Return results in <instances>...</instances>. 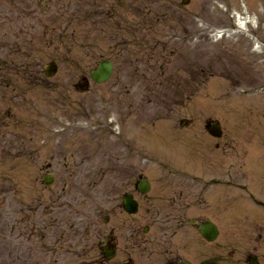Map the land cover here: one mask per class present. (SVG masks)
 Wrapping results in <instances>:
<instances>
[{"label": "rangeland", "instance_id": "1", "mask_svg": "<svg viewBox=\"0 0 264 264\" xmlns=\"http://www.w3.org/2000/svg\"><path fill=\"white\" fill-rule=\"evenodd\" d=\"M132 167L219 219L206 259L264 264V0H0V264H57L61 236L82 238L70 216L106 233L83 202L129 189Z\"/></svg>", "mask_w": 264, "mask_h": 264}, {"label": "flooded vegetation", "instance_id": "2", "mask_svg": "<svg viewBox=\"0 0 264 264\" xmlns=\"http://www.w3.org/2000/svg\"><path fill=\"white\" fill-rule=\"evenodd\" d=\"M132 169L134 172L128 173L126 178L130 185L129 189L95 190L94 194L83 202L84 204L94 202L102 211L100 229L106 230V233L98 236V226L95 225V221L98 220L97 215L95 219L89 217L85 223L82 221L75 223L72 216L68 218L69 230L80 232L82 238L71 239L61 236V242L57 244V264H216L217 262L213 263L216 258H219L218 262L229 264L230 258L222 260L220 254L213 257V260L205 257V247H213L215 252V241L223 235L219 219L212 216L185 217V211L190 207L187 203L185 205L187 208L184 209L185 198L180 203L181 200L176 199L182 196H177L175 193L167 195V191H161V194L157 192L153 194V181L140 173L135 174L136 169L134 167ZM93 176L90 175V178L92 179ZM52 179L54 181L55 175ZM106 183L109 186V178ZM60 204L72 207L69 200ZM143 204H145L146 221L136 220V223L134 217ZM98 208L94 209L98 211ZM74 211L73 207V211L69 214L72 215ZM116 212L123 217L118 220L123 222L122 226L119 229L115 226L108 229L114 223ZM207 219L214 221L219 228L215 238H207L200 230V226ZM57 225H60L58 228L60 230L62 224L57 221ZM80 227L85 229L84 236ZM189 227L197 234L192 240H189V232H187ZM177 230L182 231L183 237L175 238ZM207 242L214 245H209ZM194 254L197 257H193ZM248 256L246 263L251 264L253 254Z\"/></svg>", "mask_w": 264, "mask_h": 264}, {"label": "water", "instance_id": "3", "mask_svg": "<svg viewBox=\"0 0 264 264\" xmlns=\"http://www.w3.org/2000/svg\"><path fill=\"white\" fill-rule=\"evenodd\" d=\"M112 66L113 64L111 61L102 60L99 62L98 68L92 71V76L99 81L104 80L108 78L112 73ZM46 67H47V73L49 75H52L57 70V65L55 62H51L47 64ZM216 126L219 127L220 125L216 124Z\"/></svg>", "mask_w": 264, "mask_h": 264}, {"label": "bare ground", "instance_id": "4", "mask_svg": "<svg viewBox=\"0 0 264 264\" xmlns=\"http://www.w3.org/2000/svg\"><path fill=\"white\" fill-rule=\"evenodd\" d=\"M242 23H245V21H247V18L240 20Z\"/></svg>", "mask_w": 264, "mask_h": 264}]
</instances>
